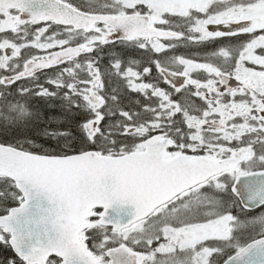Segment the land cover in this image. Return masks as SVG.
<instances>
[{"label": "snow or ice", "instance_id": "6c2138e0", "mask_svg": "<svg viewBox=\"0 0 264 264\" xmlns=\"http://www.w3.org/2000/svg\"><path fill=\"white\" fill-rule=\"evenodd\" d=\"M0 248L264 264V0H0Z\"/></svg>", "mask_w": 264, "mask_h": 264}, {"label": "trees", "instance_id": "16d2710c", "mask_svg": "<svg viewBox=\"0 0 264 264\" xmlns=\"http://www.w3.org/2000/svg\"><path fill=\"white\" fill-rule=\"evenodd\" d=\"M259 211H260V209H257V210L255 211V213H253V214H254V215H255V214H258ZM0 252H2L3 255H12V253H11L10 251H8V250H3L2 248H0Z\"/></svg>", "mask_w": 264, "mask_h": 264}]
</instances>
